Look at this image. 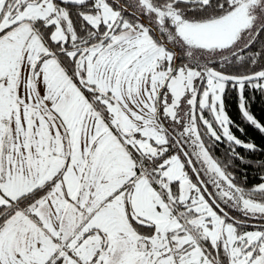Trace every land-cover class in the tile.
Listing matches in <instances>:
<instances>
[{
	"label": "snow or ice",
	"instance_id": "obj_1",
	"mask_svg": "<svg viewBox=\"0 0 264 264\" xmlns=\"http://www.w3.org/2000/svg\"><path fill=\"white\" fill-rule=\"evenodd\" d=\"M257 96L264 0H0V264H264Z\"/></svg>",
	"mask_w": 264,
	"mask_h": 264
},
{
	"label": "trees",
	"instance_id": "obj_2",
	"mask_svg": "<svg viewBox=\"0 0 264 264\" xmlns=\"http://www.w3.org/2000/svg\"><path fill=\"white\" fill-rule=\"evenodd\" d=\"M228 108L233 119L236 120L237 123H240L241 117L238 109L235 106L234 94H232V97H230ZM253 111L254 114L257 115V117H264V101L260 100L258 96L253 104ZM236 134L238 136L240 135V133L238 132ZM248 135L249 137L254 138L257 143H261L262 141H264V138H262L258 132L253 131L251 128L248 129ZM221 150L223 149L221 148ZM252 175H255V173H252Z\"/></svg>",
	"mask_w": 264,
	"mask_h": 264
}]
</instances>
